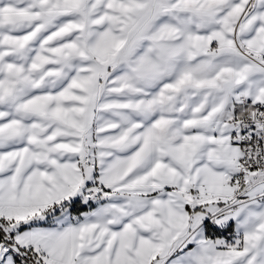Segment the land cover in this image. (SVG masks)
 Returning <instances> with one entry per match:
<instances>
[{"label":"snow or ice","instance_id":"obj_1","mask_svg":"<svg viewBox=\"0 0 264 264\" xmlns=\"http://www.w3.org/2000/svg\"><path fill=\"white\" fill-rule=\"evenodd\" d=\"M0 264H264V0H0Z\"/></svg>","mask_w":264,"mask_h":264}]
</instances>
